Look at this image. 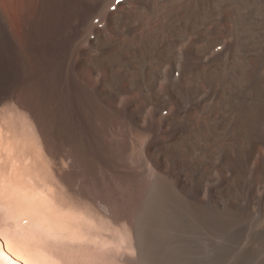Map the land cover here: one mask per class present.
<instances>
[{
    "label": "bare ground",
    "instance_id": "obj_1",
    "mask_svg": "<svg viewBox=\"0 0 264 264\" xmlns=\"http://www.w3.org/2000/svg\"><path fill=\"white\" fill-rule=\"evenodd\" d=\"M105 1L107 4L102 9L101 16L106 20V25L104 28H93L94 38L90 41V47L85 50H78L81 57L76 65H79L83 70L82 74L85 72L86 75V77L83 75L79 78H76L77 75L75 77L72 73V66L75 63H72L74 57L72 59L71 57L76 49L72 45L74 36L73 17L84 12L86 15L90 10L89 5H84L79 0H34L29 20L23 28L24 43L21 46L8 31L0 14V118L3 115V118L6 117V120H2L6 122L5 129H3L9 134L7 135L3 130L1 133L4 132L5 134L0 137L3 139V142L0 141V143L5 145L9 141L8 144L6 143L9 146H6V149L10 148L9 150H11L17 144L15 141L19 142L20 140L22 142L19 144L24 147L23 149L20 147L21 152L17 150L19 155L16 152L14 158H11V161L14 159L12 164H15L16 167L17 163H23L18 165L19 170L13 166H11L13 171L11 168H7L8 161H5L6 163L0 162L2 166L0 170L3 169L0 176L5 177L4 182L1 181V177L0 181L4 184L5 180L7 181L8 173L9 180L11 182L12 180L16 181L15 178H21V174L26 170L30 171V168L37 170L39 163V171L36 172L44 175L41 176L37 173L40 179L42 180L43 177L46 179V175L51 176L49 179L52 178L51 182L47 178L50 184L52 183L51 187H49L48 182L43 183L44 185L47 183L50 189L48 190L51 192L52 189V193H54L57 189L64 187L63 190L65 191L62 192L68 194V202H65V196L64 199L59 196L63 199L64 202H62L56 196L59 195L57 193L61 194V190H58L59 192L54 193V195L47 194L46 199L43 197L45 194L39 193L42 195V200L43 198L46 200L43 203L47 202L44 206H48L46 208L42 204L39 205L40 198L36 199L38 204L32 200L33 204H31L26 198L29 201L27 204L29 203L33 209L28 211L33 215L34 220L32 219V222L39 224L40 221L37 218H43L42 220H47L45 223L50 227L53 226V229H55L54 226H57L63 230L65 227L62 224L67 221H71L73 225L74 222L77 223L79 219L73 221L72 218H77L76 215L79 213L76 212V214L74 211L77 208L79 210L80 204L84 207L89 205V201L87 203L83 200V196H86L91 200L104 199L108 204L104 208L105 217H109L110 221L114 223L121 219L120 217H124L127 228L132 231V233L129 231L130 234H137V221L133 210L122 213L114 211L115 208H112L113 203L111 202L117 200V196L101 180L102 174L116 175L132 180L135 185L133 188L137 193L134 197L137 200L142 199L145 195L147 198L153 193L171 195L176 204L175 207L198 220L204 226L211 228L216 226L232 227L235 223L248 221L249 214L246 209L237 212L233 204H228L223 205L222 212H219L214 210L217 207L203 208L190 200L186 201L180 198L178 194L190 197L196 195L204 173L193 176L192 171L207 160L214 147H226L228 155L224 163L230 165L231 159L242 161L244 157L246 159L250 157L253 151L264 141V127L261 125V122L264 121L263 22L257 21L250 35L244 40H238V44L230 49L220 61L211 60L204 63L201 60L202 55L211 43L226 30L228 18L217 22L211 30L203 29L197 32L195 28L210 19L212 10H235L244 0H148V4H145V0ZM98 2L99 0H94V9ZM257 3L256 9L264 11V0ZM80 6H82V10H76ZM187 32H194L195 36L189 40L188 44L186 42V46L181 52V77H177V79L179 78L177 82L168 83L165 92L166 100L172 104V110L169 112L170 115L158 123L159 126H163V131L157 133L152 124L147 123L143 127V107L147 102L155 99L151 94L143 93V84H148L150 77L157 74V67L162 60H175L177 53L173 49L174 45ZM256 44L257 49L253 50V46ZM152 51H155L154 56ZM147 58L150 61L146 66H143V59ZM143 78H145L144 82ZM214 80L222 82V87L219 92L215 93L210 104H203L201 107L193 104L190 108L188 107L189 109H183L182 102L188 100L189 96L201 86ZM155 83L157 84V82ZM149 87L151 86L149 85ZM120 92H131L132 95L124 99L118 107L115 103ZM157 100L162 101V97L159 95ZM200 108L204 110L202 116L201 114L198 115ZM215 124H217L216 127ZM167 126L168 128H166ZM5 135L9 136V140L4 141ZM104 135L109 137L106 138ZM13 141L15 144H12ZM143 142H145V147H143ZM243 142L249 143L246 149L242 148ZM21 143L27 144V148L25 149V144ZM16 149L18 148L16 147L15 151ZM33 153L35 156H32ZM28 156L30 159L27 158ZM24 158L30 161L25 159L26 162L28 161L25 164ZM63 159L64 161H62ZM15 161L16 163H14ZM34 161L38 163L35 165ZM237 167L238 165L235 166V168ZM6 168L9 169L6 171H9L8 173L4 172ZM240 169L243 168L240 167L237 170ZM10 170L13 174L10 173ZM14 170L16 171L14 172ZM257 172L261 176L264 175L263 158L259 159ZM10 174H12V179H10ZM235 175L234 180L221 191V195L225 197L223 204L226 203V197L231 195L228 189L232 185H237L239 190ZM143 176L146 180L144 183ZM20 180L17 181L18 185ZM24 180L20 181V185L24 184L25 188L30 189L24 188L27 192L23 190L28 198L32 194L35 196L34 192L37 190H43L42 193L45 192V188L40 189L43 186L42 183L40 186L35 181H33L34 183L31 182L33 183L32 186L37 187H33V189L30 183L26 187L28 184L25 185ZM52 181L60 188L55 190L57 186L55 185L53 188ZM121 181L123 180L121 179ZM14 183L16 184V182ZM142 194L143 196L140 197ZM48 200H52V204ZM49 203L52 208L48 205ZM29 205L26 207L29 208ZM175 207L172 206V210ZM28 208L23 209L26 211ZM40 208L45 210V214L44 210L42 212L43 217L40 216L41 214L38 217L39 212H41ZM64 209L66 213L68 212L67 214L70 213L68 216L64 212L68 217L64 215ZM34 210L39 211L38 214L35 213L37 216L34 215ZM47 210L53 212L49 213ZM55 210L56 213H60L62 210L60 216L56 215ZM69 210L72 211L73 216ZM46 212L49 217L51 216L50 219H54L55 222L53 223L52 220V224L58 225L51 224ZM18 214L20 217V213ZM83 214H81V216L83 215L82 218L88 216L85 215V212ZM254 215L256 216V214ZM102 216L104 217V215ZM261 217L263 219V216ZM104 220L106 223L109 219L104 218ZM59 221L60 223L63 221L62 224L56 223ZM68 224L70 223L67 222L68 230L69 228L73 229L74 226L69 227L71 224L69 226ZM120 224L122 223L120 222ZM78 225L80 227V223ZM115 226L117 227V225ZM4 253L0 250V264H19L8 259ZM135 260H130V262L135 264ZM23 263L27 264L24 261Z\"/></svg>",
    "mask_w": 264,
    "mask_h": 264
},
{
    "label": "rangeland",
    "instance_id": "obj_2",
    "mask_svg": "<svg viewBox=\"0 0 264 264\" xmlns=\"http://www.w3.org/2000/svg\"><path fill=\"white\" fill-rule=\"evenodd\" d=\"M79 1L81 3H83L84 5L85 4L89 5L90 10L88 11V13L86 15L84 12L83 14H81L79 16L76 15L73 17L74 36L72 39L73 43L72 42L71 43L76 49L74 50L71 59L74 57L73 58L74 60L72 59V63H75V65L72 66V68H73L72 73L75 77L77 75L76 78H79V76L81 77L83 75L86 77L85 72L82 74L83 70L81 69V67L79 65L78 66L76 65L79 62L80 57H81V54L78 52V50L79 49L85 50V49H88L90 47L89 46L90 41H91V39L94 38L93 28H104V26L106 25V20L102 18L101 11L104 8V6L107 4L105 0H99L96 8L94 9V7H93L94 0H79ZM234 1H240V0H234ZM262 1L263 0H259V1L258 0H256V1L250 0V2H249V0L248 1H246V0L241 1L240 2L241 4H239V6L235 9L236 12H235V10L226 11L224 9L223 10L222 9L221 10H219V9L212 10L210 19L207 20L206 22H202L201 24L197 25L198 27L195 28V30L197 32H199L203 29L211 30L217 22L222 21L224 18H228L226 30L213 43H211V45L208 47V49L202 55L201 60L204 63L207 61H211V60L212 61H218V60L220 61L230 49L234 48L238 44L239 41L246 39L250 35V32L255 28L257 21H262L263 26H264V11L263 10L259 11L258 9H256V3L257 2L260 3ZM101 2H103L104 4ZM32 3H34V0H0V14L2 15L1 17L3 18V20L7 26L8 31L11 33V35L14 37V40H16V42L20 46L24 43V35H23L24 29L23 28H24L25 24L27 23V21L29 20L30 13H31L32 7H33ZM145 4H148V0H145ZM254 9H256V10H254ZM76 10L81 11L82 6L76 8ZM255 11H257V12H255ZM230 17H232V18L230 19ZM239 18L241 20L243 19V21H245V22H243V21L241 22V20ZM259 18L260 19L262 18L263 20L262 19L260 20ZM236 19H238L239 21H237ZM239 25H240V27H239ZM229 26H230V28H229ZM235 26H237L238 28ZM239 28L240 29L244 28L245 30L244 29L240 30ZM85 33H87V34H85ZM194 34H195L194 32H191V33L187 32V34H185V36H183L181 39H179L173 48L175 50V52L177 53L175 60L174 61L167 60V59L162 60L161 63L157 67V74L156 75L154 74L150 77L148 84H143V93L146 92L148 94H151L152 97L155 98V99L147 102L143 107V127H144V125L149 123V124H152L154 126V129L157 133H161L163 131V126H159L158 123L160 121H162V119H164L166 116L170 115L169 112H171V110H172V104L167 102L165 92L167 90V86L169 85L168 83L177 82L179 80V78L181 77V70H180L182 67V65H181V62H182L181 52H182L183 48L186 46V42L188 44L189 40H191V38L193 36H195ZM76 36H78V37H76ZM230 36H232V37H230ZM178 46H181V47L179 48ZM255 49H257V44L253 46V50H255ZM151 53L153 56L155 55V51H152ZM149 61L150 60L148 58L143 59V66H146L149 63ZM176 71H178V72H176ZM166 76H168V77H166ZM177 77H179V78L177 79ZM165 79H166V81L164 82ZM144 80H145V78H143V82H144ZM155 82H157V84ZM159 83H161V84H159ZM149 85L151 87H149ZM216 87H218V88H216ZM221 87H222V82L215 81V80L212 82H209L206 85L201 86V88H199L195 93H193L191 96H189L188 100L181 103L183 109L187 110L191 106H193V104H197L198 106L200 105V107L203 104L204 105L210 104L213 100V97L215 96V93L219 92L221 90ZM149 88H150V91H149ZM152 88H153V92H152ZM158 88H159V90H158ZM161 88H162V91H161ZM203 88H204V90H203ZM203 92H205V93H203ZM158 94L162 97V101L157 100V98L159 97ZM131 95H132L131 92H120L118 94L115 105L119 107L121 105L122 101H124V99H126V98H129ZM167 104H168V106H167ZM0 107H1V105H0ZM203 111H204L203 108H200V110H199L200 113L198 112V115L200 116V114H201V116H202ZM3 116H1V118H3ZM216 116L218 117V114H216ZM2 120H6V117L1 119V121ZM1 121H0V134H1L0 137H3V135L5 133H7V131L4 130L6 122L5 121L1 122ZM261 125L264 127V121H263V123L261 122ZM8 126H9V124H8ZM214 126L216 127L217 124H215ZM166 128H168V126ZM3 130L5 133L3 132V134H2L1 132ZM7 135H9V134L7 133ZM7 135H5L4 141L8 139L9 136L7 137ZM104 136H106V138L109 137L107 135H104ZM11 138L12 137H10V139ZM1 139H0V141L3 142V139L2 140ZM12 140H13V138H12ZM14 140H18V139H14ZM23 140L25 142V139H23ZM15 142L17 144L15 145L14 149H11V150H9L10 148L6 149V146H7L6 143L7 142L5 143V145L0 143V146H2V147H0V162L4 161V163H6L5 161H8L7 168L9 167V169H10L11 166H13L19 170L18 167L20 166V164H23V163H20V164L17 163L19 166L17 165V167H16L15 164H12L14 159L11 161V158L12 157L14 158V154L16 155V152L18 153V155H19V151L21 152V150H19V149H20V147H22V145H20L19 142H22V141L19 140V142H17V141H15ZM15 142L13 141L12 144H15ZM8 143H9V141H8ZM12 144H11V146H14ZM21 144L24 145L25 143H21ZM248 144L249 143H247V142H243L242 148L246 149L248 147ZM26 145L27 144L24 145L25 149L27 148ZM7 147H9V146H7ZM16 147L18 149H16V151H15ZM143 147H145V142H143ZM11 148H13V147H11ZM23 148L24 147H22V149ZM243 149H242V151H245ZM17 150H19V151H17ZM214 150H215V152H214ZM143 155H144V152H143ZM227 155H228V151L226 150V147H224V146L214 147L213 150L211 151L210 155L208 156L207 160L203 161L202 164H199L197 166V168L192 171L193 176H197L199 174L204 173V176L201 178L200 187L196 191V195L192 196V197L186 196V195H180V194H178V195L180 198H182L186 201L190 200V201H192L198 205H201V207H203V208L217 207V209L215 208L214 210L219 211V212H222L223 205L226 206L228 204H233L234 209L237 212H239L241 209H243V210L246 209L248 211V214H249L248 221L247 220L244 221L243 222L244 224L242 222L235 223L234 225H232V227L216 226V227L211 228V227L206 226V225L204 226V224H202L198 220L190 217L189 215H187L186 213L181 211L178 207H175L176 204L174 203L171 195H169V194L153 193V195H151L147 198H145L146 195L143 196V194H142L140 197L143 196V198L137 200L134 197L135 195H137V193H136L135 189L133 188V187H135V185H134V182H132V180L130 181V180H127L126 178L117 177L116 175L109 176V175L102 174L101 180H103V182L107 186H109L108 188L110 190L112 189L111 191L117 196L116 197L117 200H114L113 202H111V203H113L112 208L113 209L115 208L114 211L117 213L118 212L122 213V212L130 211L131 209L133 210L134 216L136 217L137 229H138L136 235L134 233L132 235L130 234V232L132 233V231L127 228L126 221H125L124 217H120L121 219L117 220L115 223L110 221L109 217H107V216L105 217L106 214H105L104 208L106 206H108V204L106 203V201L104 199L97 198V199H95L96 200L95 201V200H91V199L87 198L86 196H83V200H85L87 203L89 201V203H88L89 205H85V207H84V205L80 204L79 210H78V208L75 209V211L72 209V211H74L75 213L76 212L79 213L78 214L79 216L76 215L77 213L76 214L74 213V216L76 215L77 218H74V217L73 218L71 217V218L73 219V221L74 220L76 221L77 219H79L78 222L80 223V227L78 225L79 224L78 222L77 223L74 222V225H73V224H71V221H67V220H72V219L66 220L67 222H69L71 224V225L68 224V226L69 225H70L69 227L74 226L73 229H76V230H73L71 228H69V230H68L67 222L65 224H62V222L64 220L61 223H60V221L56 222V223L62 224V226L64 225L63 227H65V228L63 230L61 227H57V226L56 227L54 226L55 229H53V226L50 227V226H48L47 223H45L47 220H45V221L42 220L43 218H41V219L37 218L40 221L39 222L40 226H39L38 222H36V223L32 222L33 215H32V213L28 212L29 209L31 210L32 208L30 207L29 203L27 204V202L30 201V203L33 204L31 202V200L33 202L39 198H40L39 199L40 201L42 200V197H41L42 195H40V194H45V195H43V197L45 198L47 194L51 193L54 195V193L56 194L60 190H61L60 191L61 194H63V195H61L60 193H57V194H59V195H56L58 200L60 199V201H62L66 197L67 201L65 198V202H68L69 201L68 197H67L68 194L66 192H62V191H65V190H63L64 187H63V189L60 188V186L55 184L53 181H52L53 182L52 187L54 188L56 185L57 187L55 188V190L57 188H60V189H57L56 192H54V190H53L54 193H52V189H51V192L49 191L50 189L48 188V185H50L49 187H51L52 183L50 184V182H51L52 178L49 179L51 176L46 175L45 177H47L50 180V182L47 178L45 179L43 177L44 180H47V181H44L43 178L41 177L43 180V182H42L39 175H37L38 172H36V171H39L38 170V168H39V165H38L39 161L38 160H37L38 162L34 161L35 165L38 163L37 164L38 168L36 167L37 170L35 168H33V169L30 168V171L32 173L30 175V171L25 169L26 171L23 174H21L22 175L21 178H23V179H21L19 177L21 180L19 178H15L16 181L12 180V182H11L9 180V173H8L9 171L6 172L9 169L6 168L4 171L5 173H8L7 174L8 177L6 178L7 181L5 180V183H7L6 185H5V183L4 184L2 183V182H4L3 180L5 177L2 178L0 176L2 178V180H1L2 182L0 181V183H1L0 193L2 192L0 194V200H1L0 201V250L3 253L5 252L4 254L7 255L8 259H10L12 261H16L19 264H24L23 261L26 262L27 264H134V263L130 262V260L134 261L135 259H136L135 264H253V263L254 264H264V222H263V219H264V210H263L264 209V175L261 176L257 172V165H258L259 159L260 158L264 159V141L261 142V144L257 147V149H255L253 151V153L251 154L250 157H248L247 159L244 157L242 161H240L239 159H237V160L231 159L230 165L225 164L224 162H226L225 160H226ZM32 156H35V154ZM27 158L30 159V156H28ZM27 158H24L25 164L28 163V161H30ZM25 159H27L28 161L26 162ZM17 160L19 161V159H17ZM62 161H64V159ZM9 162L12 165L10 164V166H9ZM4 163H2V164H4ZM14 163H16V161ZM236 165H238L237 168H235ZM5 166H4V168H5ZM0 167H2L1 164H0ZM240 167H242L243 169L237 170ZM12 169L13 168H11V170ZM211 169H213V170H211ZM20 170H22L21 167H20ZM162 170L165 171L164 168H162ZM2 171H3V169L0 170L1 173H2ZM12 171L10 173L13 174ZM15 171L16 170H14V172ZM28 171H29V174H28ZM22 172H23V170H22ZM5 173H3V174H5ZM227 173H229V174H227ZM12 174H10V177ZM19 174H18V176H19ZM38 174H40L41 176H44L41 173H38ZM234 175H235V180H238L239 190H238L237 185H232V187L228 189V192H230L231 195L226 197V203L223 204L225 197H223L221 195V191L228 183H230L232 180H234ZM10 179H12V177ZM17 179L20 180L21 182L25 179L24 180L25 185L28 184V185H26V187L29 186V183L32 186V184L34 183L33 181H35V179L37 180V182L36 181L35 182L38 183L40 186L44 182H48V185L46 183L47 186L44 184L41 187L39 186L40 189H42V187H43V189L45 188L44 191L48 192V193H45V192L42 193L43 190H40V191L37 190V192L36 191L34 192L36 197L32 194L33 193L32 192L31 193L32 195L29 194L30 196L28 198V196L26 194H24V192H23V190L27 189L28 187L25 188L24 184L20 185L21 184L20 181H19V185H18ZM121 179L123 181H121ZM145 181H146L145 177L143 176V183ZM14 182H16L17 185ZM31 182H33V183H31ZM124 182H126V183H124ZM260 185H262L263 187ZM20 186H22V187H20ZM33 187H34V185L32 186V188ZM21 188H22V190H21ZM14 189H16V190H14ZM4 191H6V192H4ZM117 191H119V192H117ZM25 192H27V191L25 190ZM128 193H129V195H128ZM257 193H258V195H257ZM3 194H4L5 198L2 197ZM117 194H119V195H117ZM16 195H18V196H16ZM159 195H160V197H157ZM162 195H165V196H162ZM31 196H33V197L30 199ZM59 196H61L63 199L61 197L59 198ZM24 197H25V199H24ZM26 198L29 201H27ZM44 198L41 202L39 201V205L41 206V204H42L43 207L47 203V202L43 203V201L47 197L45 199ZM57 198H56V200H57ZM126 198H127V200H126ZM156 199L157 200L160 199V200L157 201ZM255 199H256V201H255ZM49 201L50 200H48V202ZM51 201H50V203L52 204ZM147 201H149L150 203ZM62 202H64V201H62ZM35 203L38 204L37 201ZM35 203H34V205H35ZM50 203L48 205H50ZM136 204H137V206H136ZM157 204H158V206H157ZM20 205H21V207H20ZM28 205H29V208L26 207ZM31 206L33 207V205H31ZM172 206L175 207V208H173V210H172ZM46 207H48V206H46ZM46 207H44V208H46ZM50 207L52 208L51 205H50ZM253 207H254V209H253ZM23 208L24 209L28 208V210H26L27 212ZM92 208H93L94 212L92 211ZM95 208L98 210H96ZM259 208H260V211H259ZM34 209H35V207H34ZM40 210H41V212L34 210L33 211L34 215H36L35 213L39 212V214L37 213L38 217H40V216L43 217V215L45 214V210L43 209L44 214L42 213L43 210L41 208H40ZM64 210H63V213L64 212L66 213V210L65 211ZM82 210H84V211H82ZM51 211L52 210H50V212ZM70 211L71 210H69V212ZM72 211H71V215H72ZM17 212L20 213V217H19V214ZM24 212L26 214H23ZM61 212H62V210L60 211V213L59 212L56 213V210H55L56 215L61 214ZM84 212H85V215H88V216H84L82 218V216L84 215L83 214ZM99 212L101 213L100 216L104 215V217L102 216L103 218L102 217L99 218L100 217ZM182 212H183V214H182ZM55 213H53V214H55ZM63 213H62V215H63ZM65 213H64V215H65ZM95 213H97V214L95 215ZM47 214L48 213L46 212V215ZM69 214H67V215L69 216ZM81 214H83V215L81 216ZM254 214H256V216ZM56 215H55V217H56ZM67 215H65V216H67ZM65 216H64V218L68 217V216L67 217H65ZM250 216H251V218H250ZM261 216H263V219ZM47 217L49 218L48 220L51 221V224H52V220H53V223L55 222L53 218L50 219L51 216L49 217L47 215ZM86 217L89 219H87ZM93 217L96 219H94ZM104 218L106 220L109 219L108 222L106 221V223H105V220L103 221ZM37 219H36V221H38ZM99 219H101V220H99ZM41 221H42V223H41ZM43 221H44V223H43ZM123 221H124V223H123ZM109 222L114 224V225L110 224ZM120 222L122 224H120ZM36 224H37V226H36ZM41 224H42V226H41ZM51 224L49 223V225H51ZM52 225H58V224H52ZM115 225H117V227ZM112 226H114L115 229L112 228ZM53 233H55V234H53ZM253 234H254V236H253ZM242 237H244V238H242ZM257 253H258V255H257Z\"/></svg>",
    "mask_w": 264,
    "mask_h": 264
}]
</instances>
